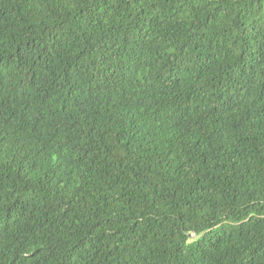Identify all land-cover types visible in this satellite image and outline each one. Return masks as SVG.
Returning <instances> with one entry per match:
<instances>
[{
	"label": "trees",
	"instance_id": "16d2710c",
	"mask_svg": "<svg viewBox=\"0 0 264 264\" xmlns=\"http://www.w3.org/2000/svg\"><path fill=\"white\" fill-rule=\"evenodd\" d=\"M0 264H264V0H0Z\"/></svg>",
	"mask_w": 264,
	"mask_h": 264
},
{
	"label": "rangeland",
	"instance_id": "374dc122",
	"mask_svg": "<svg viewBox=\"0 0 264 264\" xmlns=\"http://www.w3.org/2000/svg\"><path fill=\"white\" fill-rule=\"evenodd\" d=\"M192 239H195V236L194 235H192Z\"/></svg>",
	"mask_w": 264,
	"mask_h": 264
}]
</instances>
